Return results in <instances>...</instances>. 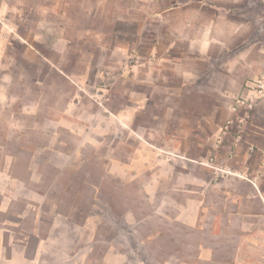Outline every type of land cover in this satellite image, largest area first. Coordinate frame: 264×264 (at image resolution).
Listing matches in <instances>:
<instances>
[{"label": "rangeland", "instance_id": "rangeland-1", "mask_svg": "<svg viewBox=\"0 0 264 264\" xmlns=\"http://www.w3.org/2000/svg\"><path fill=\"white\" fill-rule=\"evenodd\" d=\"M243 141L264 151V0H0L9 263L234 264L208 188Z\"/></svg>", "mask_w": 264, "mask_h": 264}, {"label": "crops", "instance_id": "crops-1", "mask_svg": "<svg viewBox=\"0 0 264 264\" xmlns=\"http://www.w3.org/2000/svg\"><path fill=\"white\" fill-rule=\"evenodd\" d=\"M238 141H234L236 147L240 145ZM242 146L243 161L240 165L236 164L240 171L227 168L230 171L228 175L214 172L221 178L208 188L215 196L216 207V213L211 217L213 219L207 223L208 232L214 238L221 239L214 243L219 244L223 257L236 260L234 264H250L251 259L264 258V151L244 141ZM237 151L231 152L230 158L233 159ZM250 158L256 159L254 168L247 163ZM211 201L209 208H213ZM2 207L0 204V215L7 211L6 206ZM7 228V221L0 218V264H12V261H8ZM212 249L216 250V247ZM205 251L212 250L208 247Z\"/></svg>", "mask_w": 264, "mask_h": 264}, {"label": "built area", "instance_id": "built-area-1", "mask_svg": "<svg viewBox=\"0 0 264 264\" xmlns=\"http://www.w3.org/2000/svg\"><path fill=\"white\" fill-rule=\"evenodd\" d=\"M252 99H249L248 97H243V101H241V100H237V102H235V106H233L232 107V110H236L237 108L236 107H239L238 105V103H243V107L244 108H249V107H251V105H250V101H251ZM244 119V118H243ZM232 123V120H229L228 121V124L224 127V129L225 130H227L229 127H230V124ZM226 131H224V133H225Z\"/></svg>", "mask_w": 264, "mask_h": 264}]
</instances>
